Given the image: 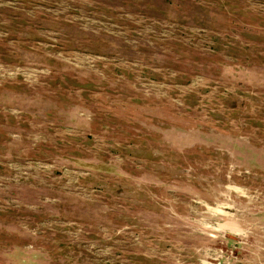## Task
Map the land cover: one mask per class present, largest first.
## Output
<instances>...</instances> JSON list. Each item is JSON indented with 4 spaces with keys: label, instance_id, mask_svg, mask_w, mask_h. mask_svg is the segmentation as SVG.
<instances>
[{
    "label": "rangeland",
    "instance_id": "1",
    "mask_svg": "<svg viewBox=\"0 0 264 264\" xmlns=\"http://www.w3.org/2000/svg\"><path fill=\"white\" fill-rule=\"evenodd\" d=\"M0 264H264V0H0Z\"/></svg>",
    "mask_w": 264,
    "mask_h": 264
}]
</instances>
